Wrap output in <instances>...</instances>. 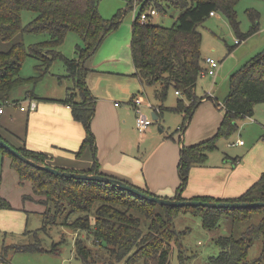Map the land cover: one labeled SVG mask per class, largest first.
Segmentation results:
<instances>
[{"label": "trees", "instance_id": "trees-1", "mask_svg": "<svg viewBox=\"0 0 264 264\" xmlns=\"http://www.w3.org/2000/svg\"><path fill=\"white\" fill-rule=\"evenodd\" d=\"M238 1L140 0L139 2L141 13H146L147 19L142 21L140 13L132 22L130 41L131 60L134 66L132 75L138 78L142 86H159V89L155 90V96L161 102L156 106L159 109L157 115L165 109L164 101L169 87L179 92L182 98L178 99L177 106L172 109L183 112L180 126L182 130L188 125L202 98L195 92L197 79L205 69L202 63L204 59L201 56L202 37L197 30L198 25L214 11L222 12L227 17L236 35L241 39H245L257 30L258 14L250 10L248 13L252 20L251 29L248 34L239 32L235 10ZM99 2L100 0H0V108L3 109L6 104L17 103V100H11V91L31 79L24 78L19 73L21 62L26 56L34 57L39 53L42 54L45 49L50 55L44 56L45 63L49 64L53 58L59 57L66 67L67 76L73 79V91L68 92L65 99L60 102L71 108L73 118L85 129L84 140L76 155H80L86 147H89L94 152V162L89 169L83 171L56 167L60 170L103 174L99 171L95 156V139L90 128L94 115V97L86 84V75L89 71L86 63L104 38L117 27L120 16L116 14L110 19L103 18L99 11ZM167 8L178 11L173 25L163 26L152 23L147 11L152 9L164 15L167 13ZM24 10L36 14L27 24L22 23L21 15ZM68 32L76 33L83 42L82 46L76 45L77 55L73 58L54 49L63 42ZM26 33H44L48 38L25 46L19 38ZM76 92L81 96L80 100L74 99ZM263 102L264 52L252 57L231 75L229 93L222 105L224 114L217 132L206 140L182 147L178 162L180 184L174 198L183 199L181 192L188 182L190 169L193 166L204 165L209 153L216 149L218 140L227 138L238 127L236 120L252 116L254 107ZM0 138L36 163L51 165L45 154L25 147L17 148L1 136ZM0 154L11 160L19 182H30L32 191L45 195L46 200L52 202L57 212H64L70 208L71 212L82 213L69 224L85 233L83 237H77L74 247L77 257L86 264H93L96 259L93 250L85 241L90 238L93 240L92 244L104 245V248L113 253L117 259L125 258V264L138 260L143 264H171L174 253L177 264H193L191 260H195L196 254L188 252L184 246L183 238L187 231L177 230L174 223L176 216L187 212L198 215L202 226L210 229L218 226L223 216L231 217L232 223L235 224L247 220L250 215L245 217V213L253 211L263 213L259 223L247 228L239 237L228 235L217 238L215 244L218 252L209 255L207 260L210 264L263 263L264 244L259 259L249 262L247 255L248 248L256 238L262 237L264 243V207L216 209L160 206L110 184L50 174L24 163L1 146ZM234 163L232 162V165H235ZM1 180L0 176V186ZM143 191L150 193L147 190ZM22 197L26 198L25 195ZM193 199L264 201V171L258 180L238 197L215 199L203 196ZM94 205L97 206L92 223L89 212ZM2 208H11V205L0 195V209ZM47 211L49 208L46 209V213ZM47 218L51 220V217ZM143 224L145 228L142 227ZM19 249L34 250L27 246Z\"/></svg>", "mask_w": 264, "mask_h": 264}, {"label": "rangeland", "instance_id": "rangeland-1", "mask_svg": "<svg viewBox=\"0 0 264 264\" xmlns=\"http://www.w3.org/2000/svg\"><path fill=\"white\" fill-rule=\"evenodd\" d=\"M139 2L140 0H100L98 7L103 18L110 19L116 14L120 16L119 24L104 39L95 56V62L110 56L113 59L101 64V67L115 66L129 72V75L134 72L130 41L133 19L142 12ZM235 10L238 30L244 34H248L252 26L248 11L251 10L258 14L257 30L245 39L236 35L234 28L222 12H214V16H209L197 27L202 37V58L212 57L216 59L219 61V67L214 77L208 74L198 77L195 92L198 97H204L203 94L205 93H212L213 98H207L205 101H208L215 109L220 108L217 111L222 116L224 110H221V106L229 93L231 75L252 57L264 52V0H239ZM150 11L152 9L147 13L151 16L152 23L163 26L173 25L178 15V11L173 8H167V13L164 15L158 14L154 10L153 12ZM35 15L32 11L24 10L21 15L22 23L27 24ZM47 38L48 35L44 33H26L19 40L28 46L30 43L43 41ZM236 40H240V42L236 44ZM78 44L82 46L81 38L74 32H68L63 42L54 49L69 58H73L77 55L76 45ZM44 56H50L45 49L42 54L39 53L34 57L26 56L21 62L20 75L31 79L25 84L16 86L11 91L10 97L17 99L16 106L5 105L6 109L13 110L12 122L15 125H17L16 121L19 123L20 112L17 109L19 103L24 104L22 96L26 90L35 92L39 98L53 97L52 99L64 100L66 95L62 98L57 96H63L65 94L64 85L72 83L67 77L65 65L59 57H52V61L47 64L44 61ZM202 63L205 68L204 60ZM143 89L145 91L142 93L143 97L140 93L139 95L145 101L149 100L155 105L161 104L155 96V90L159 89V86H144ZM53 94L58 95L49 96ZM180 98L182 97L175 94L174 88L169 87L164 101L165 109L159 115V119L153 120L151 124L157 125L159 123L165 129L164 135L170 138L172 134H175L177 135L176 140L181 134L177 128L182 124L183 112L172 108L177 106ZM185 102L188 103L187 100ZM216 102L222 105L216 107ZM146 113L150 118V111L147 110ZM236 123L238 127L227 138L218 140L217 147L209 153L206 164L226 162L230 169H233L229 160L233 161L237 157L238 163L242 167H250L264 157V102L258 103L254 107L252 116L239 118ZM0 126H2L1 121ZM238 141H243V144L239 145ZM179 159L180 153H178L177 162ZM0 176L2 178L0 195L11 205V208L0 209V264H86L77 257L74 247L77 237H83L85 233L69 224L71 220L82 215V213L79 211L71 212L70 208L64 212H57L52 202L46 200L45 195L36 194L32 191L30 182H19L18 175L11 165V160L2 154H0ZM23 195L26 196L25 199H23ZM96 206L94 205L89 212L92 223ZM47 208L49 211L46 213ZM262 215L263 213L258 211L245 213L244 216H249V218L235 224L232 223L231 217L223 216L218 226L207 229L202 226L201 218L198 215L187 212L176 216L174 223L177 230L187 231L184 234L183 244L188 252L196 254L195 260H191L193 264H210L207 257L218 252V247L215 244L217 238L228 235L239 237L247 228L258 224ZM48 216L51 217V220L47 218ZM142 227L145 228V225L143 224ZM85 241L96 257L93 264H125V258L117 259L113 253L104 248V245L92 244V238L90 240L85 239ZM263 244L262 237L256 238L252 242L248 248L247 259L249 262H254L261 257ZM24 246L34 248V250L19 249ZM262 262L264 264L263 258ZM131 264L143 263L138 260ZM171 264H177L175 253L171 257Z\"/></svg>", "mask_w": 264, "mask_h": 264}, {"label": "crops", "instance_id": "crops-1", "mask_svg": "<svg viewBox=\"0 0 264 264\" xmlns=\"http://www.w3.org/2000/svg\"><path fill=\"white\" fill-rule=\"evenodd\" d=\"M99 48L86 63L89 68L86 84L94 97V115L90 128L95 139V156L99 171L154 195L174 198L180 184L178 153L183 146L206 140L217 132L223 118L217 111L220 108L216 105L215 109L205 101L207 98H213L212 93L200 96L202 98L188 125L183 130L180 128L181 125L178 126L177 131L181 133L178 140L175 134L170 138L164 135L165 129L159 123L157 125L151 123L143 132H139L136 128V113L131 98L136 93L142 95L145 92L144 86L132 73L129 75V72L111 65L101 67V64L113 60L111 56L95 62ZM69 80L72 83L64 85L63 96H57L58 94L49 96L56 95L62 98L73 91V79ZM22 97L24 104L21 105L27 106V101L33 99L37 102L36 109L22 111L18 106L19 123L14 119L17 124L15 125L12 122L13 110L3 107V112L0 113L2 123L0 136L17 148L25 147L45 154L48 163L54 167L74 171L89 169L94 162V152L86 147L80 155H76L84 140L85 129L73 118L71 108L60 102L62 99L39 98L30 90H26ZM74 99L80 100L81 96L76 92ZM142 110L147 118L149 117L146 112L149 110L151 115L149 119L152 120V114L155 112L147 107ZM234 159L236 160H229L231 164L235 161L233 169H230L226 162L193 166L181 197L183 199L203 196L215 199L238 197L257 181L264 171V157L250 167H242L238 163L239 159L237 157Z\"/></svg>", "mask_w": 264, "mask_h": 264}, {"label": "water", "instance_id": "water-1", "mask_svg": "<svg viewBox=\"0 0 264 264\" xmlns=\"http://www.w3.org/2000/svg\"><path fill=\"white\" fill-rule=\"evenodd\" d=\"M158 116L154 113L152 114V120H157ZM0 146L5 150L9 151L12 155L17 157L19 160L23 161L26 164H29L37 169L46 171L50 174L77 179V180H87V181H96L103 182L106 184H110L118 189L129 192L133 195L140 197L141 199L156 203L160 206H168V207H206V208H222V209H251L264 207V201H254V202H239V201H204V200H196V199H179V198H166L160 197L151 193H147L141 190L138 187H135L124 180L105 175L94 173H84V172H74V171H66L60 170L54 166L47 164H38L32 159L26 157L23 153L19 152L15 148H13L10 144L5 142L0 138Z\"/></svg>", "mask_w": 264, "mask_h": 264}, {"label": "built area", "instance_id": "built-area-1", "mask_svg": "<svg viewBox=\"0 0 264 264\" xmlns=\"http://www.w3.org/2000/svg\"><path fill=\"white\" fill-rule=\"evenodd\" d=\"M150 12H153V10ZM214 14H215L214 11L210 12V16H213ZM140 18L142 21H145L147 19L146 13H141ZM238 42L239 40H236V43ZM204 63H205V69L203 73L214 77L219 67V61H217L216 59L212 57H206L204 59ZM175 93L179 94L178 91H175ZM10 104L16 105L17 103H10ZM131 104L133 105L135 113H136V128L139 132H143L146 129V127L152 123L153 120L147 118L144 115V112L142 109L147 107V108L152 109L155 113L158 112L159 109L153 104H151L149 101L144 102L143 98L140 95H134L131 98ZM19 107H20L19 109L22 111L26 109H28L29 111H33L37 107V102L31 99L27 101V106L21 105V103H19ZM2 112H3V109L0 108V113ZM238 143L242 144L243 141H239Z\"/></svg>", "mask_w": 264, "mask_h": 264}]
</instances>
